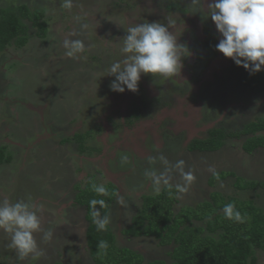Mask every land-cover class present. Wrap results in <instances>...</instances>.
Here are the masks:
<instances>
[{
	"label": "rangeland",
	"instance_id": "obj_1",
	"mask_svg": "<svg viewBox=\"0 0 264 264\" xmlns=\"http://www.w3.org/2000/svg\"><path fill=\"white\" fill-rule=\"evenodd\" d=\"M62 2L0 0V8L24 4L32 12L37 9L42 11V20L47 24L46 33L41 36L37 32L38 25L32 19H24L28 25L26 43L19 46L13 44L0 52V147H5L0 149V202L5 199L12 202L25 200L42 205V228L53 233L50 241H43V232L34 234L39 247L44 250V256L39 260H32L31 257L21 260L16 250L9 247L10 235L0 230V264H93L86 239L87 204L81 203L82 192L77 189L78 185L79 190L90 186V179L97 185L114 184L118 187L108 218L117 245L141 251L146 261L167 260L170 248L161 246L156 238L132 236L124 231L141 204L143 193H155L146 172L159 174L164 171L165 165L159 159L161 156L170 165L183 160L184 170L195 177L186 186L187 191L178 192L180 198L175 209L210 199L214 190L252 198L264 208V185L256 189L235 187L239 176L246 180L264 181V148H258L252 154L245 153L241 144L229 137L222 148L212 150L210 148L220 127L210 140H199L203 142L198 143L195 139L194 143L208 145L207 149L198 148L200 151L196 152L182 147L187 134L182 129L169 130L159 149L155 148L159 144H154L153 138H149L147 146L153 149L148 154L132 150L127 143L121 149L110 147L109 152H118L121 163L116 180L112 174L110 177L105 172L103 162L98 158L100 156H95L99 150L93 149L100 145V135L106 131L103 116L108 108L114 106L109 100L112 95L114 101L121 102L124 101L122 96H127V106L131 108L127 117L131 122L142 115L152 116V103L179 105L186 97L194 105L199 95L207 100L205 113L208 118H214L213 128L220 124L227 132L236 131L247 120L264 118V86L255 90L246 82L249 77L260 73L264 75V71L250 75L232 59L222 62L221 72L218 70L222 53L216 50L215 45L220 34L206 14L211 0H188V4L185 0H72L71 10L62 8ZM180 2L183 8L190 10L189 13L208 20L205 30L212 37L208 35L207 39H203L200 47L190 43L199 32L185 25L186 22L193 24L194 19L189 20L190 16L179 11ZM170 15L183 25V31H191V35L179 38V42L189 50H197L195 61L190 64L182 61L180 74L173 78L154 79L151 74L143 75L136 92L111 91L109 84L114 77H102V74L112 61L120 59L115 45L126 34L124 28L130 22H164ZM66 39L83 41L85 51L76 58L67 57L64 48ZM186 58L188 56L183 60ZM218 77L224 80L216 82ZM228 84L231 90L223 94ZM241 84L245 87V98L241 93L244 91ZM235 88L240 91L242 99L237 97L239 93L235 95ZM229 92H233L232 100L224 98ZM216 96L221 100L220 107L214 103L218 100L214 101ZM243 102L248 106L246 113L239 105ZM226 105L238 108L226 110ZM237 112H241L240 115ZM107 123L111 128L118 126L122 129L120 119L111 117ZM92 130L97 144L93 139L88 140ZM76 135H87L86 143L90 147L79 144L74 139ZM111 135H114L112 139L122 136L123 140L124 132L119 130V133ZM130 136L135 137V134ZM134 141L138 144L139 140ZM142 147L145 146L141 141V150ZM149 157L153 158V162L149 161ZM223 170L224 178H219L215 184L209 183L214 172L217 176ZM170 184L184 185L178 171L171 172ZM95 209L99 210V207L95 206ZM257 259L256 264H264L263 250H257Z\"/></svg>",
	"mask_w": 264,
	"mask_h": 264
},
{
	"label": "trees",
	"instance_id": "obj_2",
	"mask_svg": "<svg viewBox=\"0 0 264 264\" xmlns=\"http://www.w3.org/2000/svg\"><path fill=\"white\" fill-rule=\"evenodd\" d=\"M42 16V11L37 9L32 12L24 4L1 7L0 52L13 44L19 46L26 43L28 25L24 19H32L38 25V34L44 35L47 24ZM260 74L246 80L255 90L264 86V75ZM217 130L215 132H219ZM217 135L210 149L222 148L230 137L241 139V150L252 154L258 148H264V118L253 119L236 131H220ZM86 137L75 136L79 144ZM196 146L208 148L205 143ZM4 148L0 147L1 150ZM222 172L224 170L217 176H214V172L209 183L215 184L216 180L224 178ZM89 183L90 186H84L78 191L82 192L81 203L83 201L87 204L86 239L93 264H256L257 250L264 251V208L252 198L245 199L236 194L214 190L210 199L195 205L184 204L175 209L180 197L176 187L170 184L171 187L164 186L159 194L143 193L141 204L132 215L129 227L124 230L132 236H153L161 246L170 248L167 250V260L146 261L141 251L117 245L116 236L109 224L105 230H98L93 222V211L99 212L100 219L109 218L118 187L114 184L105 185L106 193L97 194L93 189L97 183L94 184L93 179ZM235 184L238 189H256L264 185V181L246 180L239 176ZM92 199L103 200L104 205L97 204L99 210L93 209L90 206ZM229 202L234 203L240 211L243 222L228 220L223 216L222 209ZM101 241L107 242L106 249L98 247Z\"/></svg>",
	"mask_w": 264,
	"mask_h": 264
},
{
	"label": "clouds",
	"instance_id": "obj_3",
	"mask_svg": "<svg viewBox=\"0 0 264 264\" xmlns=\"http://www.w3.org/2000/svg\"><path fill=\"white\" fill-rule=\"evenodd\" d=\"M62 8L71 10L72 0H63ZM220 34L219 42L215 45L218 52L230 58L238 66H242L254 75L264 71V0H211L206 12ZM174 29L175 31H171ZM125 35L116 42L120 59L112 61L105 69L102 77L114 79L109 84L113 92L124 93L126 90L136 92L142 75L156 78H173L180 74L183 68V58L190 55L189 48L179 42L183 25L174 16H167L165 22L129 23ZM83 41L66 39L64 41L65 55L76 58L85 51ZM246 153V152H245ZM127 160V157H124ZM165 165L163 172L157 174L148 171L154 192L159 194L161 187H171V172L180 173L184 185L177 184L180 193L187 191V185L194 180L190 171L184 170L185 162L178 160L174 165L161 156ZM153 162V158L149 157ZM113 179V178H112ZM111 179V180H112ZM114 180V179H113ZM97 194H105L103 185H93ZM97 204L104 205L103 200L92 199L90 206L94 209ZM42 205L25 200L12 202L9 199L0 202V230L10 235L9 247L16 250L19 259L31 257L39 260L44 256V250L39 247L34 234L43 232V241H50L52 231L42 228L40 213ZM223 216L228 220L243 222L242 215L234 203H227L222 209ZM93 222L98 230H105L109 221L99 218V212L93 211ZM100 249L108 247L106 241L98 244Z\"/></svg>",
	"mask_w": 264,
	"mask_h": 264
},
{
	"label": "flooded vegetation",
	"instance_id": "obj_4",
	"mask_svg": "<svg viewBox=\"0 0 264 264\" xmlns=\"http://www.w3.org/2000/svg\"><path fill=\"white\" fill-rule=\"evenodd\" d=\"M184 1V0H181ZM193 1V0H192ZM185 4H188V0H185ZM179 11L185 13V15L187 17L190 16V18H188L189 20H193L194 23L193 24H189V23H185V25L190 26L189 28L192 30H194L195 32H199V35H195L192 38V41L190 42L191 45L196 44L198 47H200V45L203 42V39H207L208 35L210 36V38L212 37L211 34L208 33L207 30V26H206V22L208 20H204L202 17L200 16H194L191 13H189V9L187 8H183L182 2H180V6H179ZM162 18V17H161ZM193 18V19H192ZM166 23V21H164ZM202 25V26H201ZM171 31H175L174 29H170ZM186 35H191V31L187 30V31H183L182 34L180 35L182 38ZM185 40H187V37L184 38ZM180 40V39H179ZM183 42H186L185 40L181 39ZM203 45V44H202ZM190 51V55L188 56V58H186L183 61H186V64H190L191 61H195L196 56H197V50H189ZM193 51V53H192ZM190 57V58H189ZM227 59L230 58H226L224 57V55H221V61L218 64V70L219 72H221V67L220 64H222V62H225ZM186 66V65H185ZM143 77V75H142ZM142 79V78H141ZM218 79L224 80L223 77H218L216 78V82H218ZM219 81V82H220ZM225 83V82H224ZM223 83V84H224ZM243 83V81H242ZM142 84V83H141ZM150 87V85H149ZM146 87V88H149ZM241 87L244 91H242L241 93L243 94L244 98H245V87L243 86V84H241ZM227 90H231L230 84L227 85V87L223 90V94L227 91ZM236 90V96L238 95V93L240 92L239 90ZM125 93V92H124ZM231 92H229L230 94ZM228 94V95H229ZM228 95H224V98H227L228 100H232L233 97V92L231 93V95L228 97ZM220 98L222 97V95H218ZM216 96L214 99V102L217 107H220V103L221 100L219 99V97ZM240 99H242V97L239 95L237 96ZM184 99H182L181 104L179 105H172V106H167V105H163L161 103H152L151 107H154V112H152V116L151 115H142L138 118H135L133 120V122H131L129 120V118L127 117L128 114L131 112V108H129L127 106V102H129L127 99V96L124 97V95L122 96V99L124 100L123 102L117 100L114 101V95L110 96L109 100L113 103L112 105H114L111 108H108L107 112H105V116L104 117V128L106 129L105 133L100 135V140H99V146H97V148H93L95 151L99 150L98 152H96L95 156H100L98 158H100L102 160V166L103 169L105 170V172H107V174L116 180V177H119L120 172H118L117 168L120 166V162L118 160L119 155L118 152H109V148H115V149H121L124 145V143H127V146H129V148H131L132 150H135L141 154H148L152 151V146H147L148 144V140L149 138H153V142L154 144L157 143L159 144L158 147H155L157 149H159L161 147V141L163 139H165L166 137H168V131L170 130L171 132L176 131L177 129H182L185 131L186 136L184 138V145L182 144V147H185L188 151L192 152H196V151H200L198 148H200L199 146L197 147V143L195 142V139H198L197 142H203L206 139L212 138L215 135V131L217 129H219L218 127H220V131H225V129L223 127H221L220 124H218L216 127L213 128V126L215 125V120L212 116H209V118L207 117L206 113H205V104L207 102V100H205L202 95H199V97L197 98L196 103H193L194 105H192V103L189 101L188 98L183 97ZM186 101V102H185ZM263 101V99H262ZM246 102V99H245ZM245 102L240 103L239 105H241V107H244L242 111H244V113H246L248 110V106L245 105ZM238 105V106H239ZM238 107H231L229 105H226V110H231V109H237ZM106 113L108 114L106 116ZM238 115H240L241 112H237ZM245 115V114H242ZM144 116V117H143ZM206 116V117H205ZM108 117V118H107ZM115 118V119H120L121 125H122V129L120 127H116L115 128H111L109 127L108 123H107V119L109 118ZM247 118H249V115L247 114L246 116ZM168 118H170L168 120ZM246 118V119H247ZM138 119V120H137ZM218 121L220 120V118H217ZM246 119H242L243 121H245ZM123 120V121H122ZM250 120H247V123ZM81 122L78 123V125L76 126L75 131L77 130V127L79 126ZM219 123H222V121H219ZM246 122L242 123L243 125L247 124ZM96 127V126H95ZM94 127V128H95ZM119 130L122 132H124L123 135V140H121V137L118 138L119 136H115V138L112 139L111 133L115 132V134L119 133ZM131 130V131H130ZM238 130V129H237ZM130 134H135V137H131ZM117 138V140H115ZM247 138V137H246ZM75 140H77L74 137ZM89 139H93V141H95V143L97 144V137L96 135L93 133V130L90 132V135L88 137ZM134 139H136L138 141L135 143ZM199 140H203V141H199ZM141 141L144 144V148H141ZM145 141H147L145 143ZM235 141L238 142V144L241 142V139H236ZM79 143V142H78ZM81 145H83L84 147L88 148L90 147L87 143L86 140H83ZM199 145V144H198ZM118 146V147H117ZM195 146V147H194ZM209 151V150H207ZM211 151V150H210ZM107 155L109 156V159L107 158ZM112 174V176L110 175ZM115 180H112L115 182ZM81 184V183H80ZM79 186H77V189L79 190Z\"/></svg>",
	"mask_w": 264,
	"mask_h": 264
},
{
	"label": "crops",
	"instance_id": "obj_5",
	"mask_svg": "<svg viewBox=\"0 0 264 264\" xmlns=\"http://www.w3.org/2000/svg\"><path fill=\"white\" fill-rule=\"evenodd\" d=\"M131 131V130H130Z\"/></svg>",
	"mask_w": 264,
	"mask_h": 264
}]
</instances>
